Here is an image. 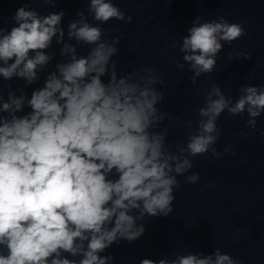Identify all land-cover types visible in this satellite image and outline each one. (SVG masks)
<instances>
[{
  "label": "clouds",
  "instance_id": "1",
  "mask_svg": "<svg viewBox=\"0 0 264 264\" xmlns=\"http://www.w3.org/2000/svg\"><path fill=\"white\" fill-rule=\"evenodd\" d=\"M41 3L56 8L59 0ZM89 14L96 24L89 23ZM76 15L65 33V11L42 15L23 5L10 30L0 26V78L25 82L15 90L0 83V264H111L114 257L102 253L121 240L142 237L141 221L173 213L178 176L193 167L191 157L220 155L214 145L221 135L217 120L225 111L241 117L246 112L252 129L264 113V86L244 85L233 101L213 83L198 109L197 130L173 153L166 145L168 129L158 130L166 115L158 105L165 96L155 85L164 81L147 66L146 75L118 74L112 57L121 37L108 42L100 27L113 19L131 23L132 16L113 0H88L87 9ZM187 33L171 47L182 53L184 63L177 67L189 65L193 85L213 72L222 42L231 45L246 35L241 24L223 16L211 21L197 16ZM54 42L62 45V59L29 97L24 89L48 70L56 56ZM78 46H88L87 55H80ZM186 123L193 127L192 120ZM198 180L192 173L186 182ZM139 264L240 261L216 248L172 260L143 258Z\"/></svg>",
  "mask_w": 264,
  "mask_h": 264
}]
</instances>
